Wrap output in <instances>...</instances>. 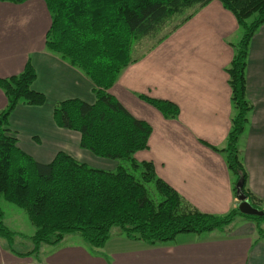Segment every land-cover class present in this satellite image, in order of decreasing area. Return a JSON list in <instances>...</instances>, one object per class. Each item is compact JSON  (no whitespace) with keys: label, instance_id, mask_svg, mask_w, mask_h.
<instances>
[{"label":"trees","instance_id":"obj_1","mask_svg":"<svg viewBox=\"0 0 264 264\" xmlns=\"http://www.w3.org/2000/svg\"><path fill=\"white\" fill-rule=\"evenodd\" d=\"M0 1L18 4L27 0ZM43 1L51 16L45 49L82 72L92 83L94 96L92 103L79 98L56 102L53 122L78 132L81 149L117 165L112 170L96 168L64 151L42 163L24 152L8 128V118L19 104L41 106L46 98L32 87L36 71L29 59L19 73L1 77L6 104L0 110V199L24 210L34 227L33 247L22 255L36 256L41 244H55L71 232L80 233L94 247L105 243L113 227L130 239L155 243L180 233L227 232L236 217L255 222L257 233L264 238L262 201L248 187L238 146L252 109L245 74L248 48L264 24V0H218L244 33L225 68L233 108L225 146L202 141L224 154L234 193L241 180L246 199L262 214L241 212L238 204L224 214L205 213L183 198L156 174L152 161L135 159L136 152L148 148L152 128L110 93L124 68L138 60L140 55L132 52L140 41L147 38L151 47L156 46L211 0ZM138 96L166 119L179 114L178 106L167 99ZM151 182L160 195L158 200L149 193ZM3 219L0 207V239L13 250L14 232Z\"/></svg>","mask_w":264,"mask_h":264},{"label":"crops","instance_id":"obj_2","mask_svg":"<svg viewBox=\"0 0 264 264\" xmlns=\"http://www.w3.org/2000/svg\"><path fill=\"white\" fill-rule=\"evenodd\" d=\"M212 2L222 6L217 0L209 2L158 46L141 53L124 68L110 93L152 128L148 148L136 152L135 159L152 161L156 174L200 211L224 214L238 204L232 176L224 154L202 141L221 146L230 129L233 108L225 68L234 47L224 38L238 25L229 12L219 11L221 24L215 37L221 42L218 50L222 53L210 45L201 48L205 34L181 33ZM50 23L43 0L18 4L0 1V78L19 73L29 59L36 71L32 87L46 98L41 106L19 104L8 118V128L16 135L18 146L39 162L47 163L58 151H64L93 167L115 169V161L81 149L78 132L59 128L53 122L56 102L79 98L92 103L94 96L92 83L82 72L45 49ZM170 40L175 42L168 64L160 59L163 49L159 46ZM245 74L252 109L248 133L238 146L248 173V187L261 199L264 209V24L251 38ZM139 94L175 103L178 116L164 118ZM5 104L0 90V110ZM256 232L255 222L243 217H236L227 232L180 233L155 243L130 239L111 229L105 243L94 247L80 233L71 232L55 244H41L36 256L22 255L33 244L24 251L13 246L11 250L1 238L0 264H264V238Z\"/></svg>","mask_w":264,"mask_h":264},{"label":"rangeland","instance_id":"obj_3","mask_svg":"<svg viewBox=\"0 0 264 264\" xmlns=\"http://www.w3.org/2000/svg\"><path fill=\"white\" fill-rule=\"evenodd\" d=\"M214 1V0H211ZM210 1V2H211ZM218 1V0H217ZM219 2V1H218ZM220 3V2H219ZM221 5V4H220ZM224 9V10H223ZM227 11L229 12V14L232 13L223 8L222 6H218V4H215V2H212L209 4L208 7H206V9L202 10L200 12V14L192 21L188 22L185 27L183 28V31L181 33H193V32H199L202 34H205V37H202L200 44H201V48H215L218 50V47L221 45V42L218 41V39L215 37L217 32L220 30L218 29V27L221 24V16L219 14V11ZM226 23V20H225ZM236 23V22H235ZM236 25V24H235ZM235 31L232 33V35H230L229 33H226L227 38L225 37V41L231 46L234 47V53L236 51V46L237 43L241 40L242 36H243V29L239 26L235 27ZM164 41V40H163ZM175 41H169L168 44H166L164 47L163 46H159L160 48L163 49V52L161 53V55L157 54L160 56V59L163 60L165 63L171 64V52L170 50L172 49V45ZM188 43H190L191 41H187ZM139 43H141L138 48H134L133 49V55L134 56H138L140 55L142 52L145 53L147 51H149L150 49L158 46L159 44H157L156 46L151 47L150 44L152 43L151 40L145 38L142 41H140ZM219 53H222L221 50H218ZM228 66V64H227ZM226 66V67H227ZM249 114V113H248ZM232 116V115H231ZM248 121L244 127V131L241 134V136L239 137V143L242 142V138H244V136L248 133ZM226 139H224L223 144H220L221 146L218 147H222L225 145ZM124 165H128L127 163H123ZM138 174V172L136 173ZM240 185V182H239ZM148 188H149V193L151 195V198L153 200H158L160 198L159 193L157 192L155 185L151 182L148 184ZM0 207L4 212V223L5 225L14 232L13 234V241L11 242L12 246L14 249H16L17 251H24L25 247H30L32 245V240H31V235L33 233L34 227L31 224L26 212L24 210H22L21 208H18L17 206L3 200L0 199ZM261 227L263 228V224H260ZM113 231H121L120 228L118 227H113L112 229ZM264 230V228H263ZM257 233V232H256ZM257 235L260 238L261 237L258 233ZM20 242V243H19ZM34 256V255H33Z\"/></svg>","mask_w":264,"mask_h":264},{"label":"water","instance_id":"obj_4","mask_svg":"<svg viewBox=\"0 0 264 264\" xmlns=\"http://www.w3.org/2000/svg\"><path fill=\"white\" fill-rule=\"evenodd\" d=\"M240 182V185H239ZM242 181L238 180L236 182V197L238 200V208L241 212H244L246 214H262L261 210L256 209L255 207H252L250 203H248V200L246 199L245 195L243 194L241 190Z\"/></svg>","mask_w":264,"mask_h":264}]
</instances>
